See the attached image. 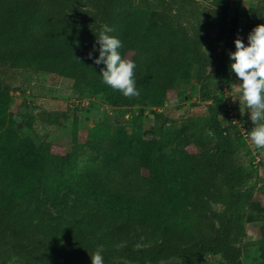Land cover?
Wrapping results in <instances>:
<instances>
[{
  "label": "trees",
  "instance_id": "16d2710c",
  "mask_svg": "<svg viewBox=\"0 0 264 264\" xmlns=\"http://www.w3.org/2000/svg\"><path fill=\"white\" fill-rule=\"evenodd\" d=\"M233 1L0 0V264H12L13 257V264H91L98 248L105 264H202L207 255L219 256L220 264H244L245 225L264 221V214H249L258 204L244 159L253 168L259 164L227 123L220 88H210L232 73ZM105 24L121 40V55L136 63L139 98L102 83L106 66L94 63L99 51L93 46ZM256 26L239 35L246 45ZM22 71L70 80L116 108L161 106L180 78L195 72L200 100L210 102L204 124L185 139L197 151L178 166L140 132L106 120L86 141L93 164L73 179L77 199L67 215L40 206L18 211L14 197L32 176V156L19 151L9 127V78ZM259 246L257 264H264V230Z\"/></svg>",
  "mask_w": 264,
  "mask_h": 264
},
{
  "label": "rangeland",
  "instance_id": "374dc122",
  "mask_svg": "<svg viewBox=\"0 0 264 264\" xmlns=\"http://www.w3.org/2000/svg\"><path fill=\"white\" fill-rule=\"evenodd\" d=\"M135 7L141 9L143 5L137 2ZM231 20H235L241 36L249 32L251 24H264V0H234L228 12V21ZM205 32L216 38V31L209 25ZM226 41L227 38L220 43V49ZM9 79L12 86L9 127L17 135L19 151L32 156L29 186L14 197L15 209L25 212L40 206L54 215H67L77 199L72 188L73 179L93 164V155L86 147V141L106 120L125 127L129 132H140L156 145L161 154L171 155L181 166L188 154L197 151L194 144L185 143V139L197 134L195 128L204 124L210 105V102L200 100L201 85L195 72L180 78L163 105L132 108L112 107L101 97L82 92L72 81L54 74L22 71ZM239 82L232 72L219 87L217 81L212 80L210 88H220L218 95L225 104L231 106L252 129L250 113L245 110L241 115L239 101L233 103L231 97L239 91ZM78 100L84 102V107L69 111V106L78 104ZM244 164L253 173L249 186L254 187L258 204L249 210V214H264V150L257 168L250 165L249 158L244 159ZM215 208L222 210L221 206ZM245 230L243 263L257 264L264 221L247 223ZM11 262L17 263L18 260L13 257ZM220 262L219 256L207 255L202 264Z\"/></svg>",
  "mask_w": 264,
  "mask_h": 264
},
{
  "label": "clouds",
  "instance_id": "9594fccd",
  "mask_svg": "<svg viewBox=\"0 0 264 264\" xmlns=\"http://www.w3.org/2000/svg\"><path fill=\"white\" fill-rule=\"evenodd\" d=\"M115 31L108 25H103L99 35H96V44L93 52L99 51V56L94 59L96 65L103 64L101 69L102 83L114 91H119L126 98H139L140 91L136 86V63L121 55V40L110 35ZM248 43H244L242 37L237 35L234 52H229L231 71L240 81L239 91L231 95L233 103L237 98L241 105L243 115L250 113V120L254 127L248 134L251 144L258 150H264V24L252 29L248 34ZM99 45V48H96ZM205 52L209 56L207 49ZM93 52H89V58H93ZM246 110V111H245ZM91 264H105L102 249L98 248L90 254Z\"/></svg>",
  "mask_w": 264,
  "mask_h": 264
},
{
  "label": "built area",
  "instance_id": "2783aa9c",
  "mask_svg": "<svg viewBox=\"0 0 264 264\" xmlns=\"http://www.w3.org/2000/svg\"><path fill=\"white\" fill-rule=\"evenodd\" d=\"M74 103H77V102H74ZM76 105H81L83 107L85 104L83 101H79V103ZM76 105L71 104L69 107L73 109ZM226 116H227V119H226L227 123L237 127L238 136L244 140L248 149L251 151L254 157V164L258 165L261 161L262 150L256 149L249 141L248 134L251 131V129L240 119L239 114H237L229 105L226 106Z\"/></svg>",
  "mask_w": 264,
  "mask_h": 264
},
{
  "label": "water",
  "instance_id": "95a60500",
  "mask_svg": "<svg viewBox=\"0 0 264 264\" xmlns=\"http://www.w3.org/2000/svg\"><path fill=\"white\" fill-rule=\"evenodd\" d=\"M237 100H238V98H237ZM239 101V100H238Z\"/></svg>",
  "mask_w": 264,
  "mask_h": 264
}]
</instances>
